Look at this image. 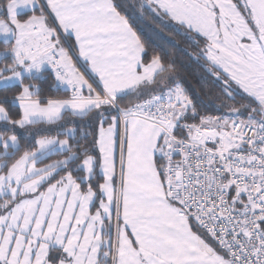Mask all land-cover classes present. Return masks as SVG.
Returning <instances> with one entry per match:
<instances>
[{
    "label": "snow or ice",
    "instance_id": "snow-or-ice-1",
    "mask_svg": "<svg viewBox=\"0 0 264 264\" xmlns=\"http://www.w3.org/2000/svg\"><path fill=\"white\" fill-rule=\"evenodd\" d=\"M128 8L207 106L116 0H0V264H264V0Z\"/></svg>",
    "mask_w": 264,
    "mask_h": 264
},
{
    "label": "trees",
    "instance_id": "trees-1",
    "mask_svg": "<svg viewBox=\"0 0 264 264\" xmlns=\"http://www.w3.org/2000/svg\"><path fill=\"white\" fill-rule=\"evenodd\" d=\"M132 2L133 0H116L121 9L127 11L129 17L134 21L135 27L140 31L149 48L165 52L168 57L175 59L178 75L183 80L184 85L189 89L195 100L207 106L213 99L216 86L194 60L184 55V50L188 48V45L183 34L154 31L151 24L137 18L134 12L128 8V5ZM209 93H212V95Z\"/></svg>",
    "mask_w": 264,
    "mask_h": 264
}]
</instances>
